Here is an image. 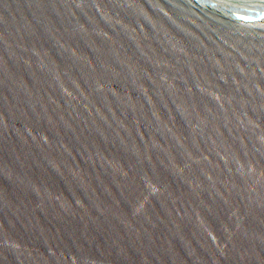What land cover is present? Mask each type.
I'll list each match as a JSON object with an SVG mask.
<instances>
[{"label": "water", "instance_id": "95a60500", "mask_svg": "<svg viewBox=\"0 0 264 264\" xmlns=\"http://www.w3.org/2000/svg\"><path fill=\"white\" fill-rule=\"evenodd\" d=\"M0 264H264V0H0Z\"/></svg>", "mask_w": 264, "mask_h": 264}]
</instances>
